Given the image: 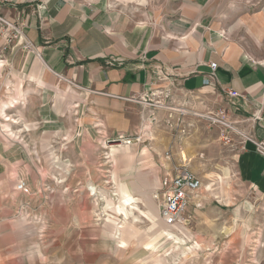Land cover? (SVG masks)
Returning <instances> with one entry per match:
<instances>
[{
  "label": "crops",
  "instance_id": "obj_1",
  "mask_svg": "<svg viewBox=\"0 0 264 264\" xmlns=\"http://www.w3.org/2000/svg\"><path fill=\"white\" fill-rule=\"evenodd\" d=\"M0 17L22 18L33 46L20 39L6 48L16 83L0 85V98L16 94L3 96L0 116L12 101L9 110L29 97L61 102L71 93L79 105L69 111L70 103L63 119L77 123L73 139H142L155 116L150 103L181 94L195 107L214 106L208 114L225 109L234 127L264 141V0H0ZM242 142L236 166L264 196V157ZM19 155L0 137V264L103 263L99 225L84 202L72 196L50 214L48 202L17 190L20 181L31 191L49 185L14 177Z\"/></svg>",
  "mask_w": 264,
  "mask_h": 264
},
{
  "label": "rangeland",
  "instance_id": "obj_2",
  "mask_svg": "<svg viewBox=\"0 0 264 264\" xmlns=\"http://www.w3.org/2000/svg\"><path fill=\"white\" fill-rule=\"evenodd\" d=\"M15 44L19 47L20 41ZM5 47L0 39L3 87L16 83L10 70L15 61ZM15 94L3 91L0 105L3 96ZM71 95L61 102L56 94L42 103L38 96L23 99L5 113L11 122L0 116V137L6 147L18 150L13 158L30 165L20 162L14 177L49 182L32 188L34 203L48 202L51 214L72 196L84 202L99 225L98 247L106 254L101 264H264V196L247 185L236 166V135L203 117L214 106L206 110L195 107L190 96L161 95L151 110L155 116L139 134L142 139L120 148L114 147L121 144L114 138L85 141L69 135L77 123H64L63 116L72 115L65 111L70 103L69 111L79 105ZM58 132L66 133L64 139ZM176 166L193 172L202 188L189 208L190 222L171 228L160 219L155 195L161 179Z\"/></svg>",
  "mask_w": 264,
  "mask_h": 264
},
{
  "label": "built area",
  "instance_id": "obj_3",
  "mask_svg": "<svg viewBox=\"0 0 264 264\" xmlns=\"http://www.w3.org/2000/svg\"><path fill=\"white\" fill-rule=\"evenodd\" d=\"M0 39L7 43L8 49L14 43V41L22 39L25 43V49H32L33 46L25 39L24 28L25 23L22 18H17L15 21H9L0 17ZM213 71L216 70L217 64L210 65ZM71 83V82H70ZM212 82L206 80V84L209 85ZM72 84V83H71ZM79 88V87H78ZM232 97H238L239 95L234 92L229 93ZM163 96V95H162ZM167 98L169 96L166 95ZM153 107L157 108V102L150 103ZM164 106V105H162ZM165 107V106H164ZM208 122L213 125H218L226 128L228 131H232L238 140L242 143H252L255 146L256 152L264 157V141H258L251 136L238 130L230 123L226 118V110L219 109L216 113H209L203 116ZM140 136L136 138L117 137L115 142L122 143L124 145H132L133 141H140ZM239 142V141H238ZM167 159H170L169 153H167ZM202 188L201 180L186 167L176 166L173 169H169L168 173L160 181L158 191L155 195V200L158 202L159 215L162 222L171 228L183 227L187 225L191 218L189 216V208L195 201V197L198 195ZM17 190L25 195H32L31 189L27 186L25 181H20L17 185ZM200 207L199 204L196 205ZM28 217V216H27ZM30 218V217H28Z\"/></svg>",
  "mask_w": 264,
  "mask_h": 264
},
{
  "label": "bare ground",
  "instance_id": "obj_4",
  "mask_svg": "<svg viewBox=\"0 0 264 264\" xmlns=\"http://www.w3.org/2000/svg\"><path fill=\"white\" fill-rule=\"evenodd\" d=\"M9 107H15V102L14 101H12L10 104H5L3 107H2V110H1V112H2V115H3V118H4V121L5 122H11V117L10 116H8L7 114H5V109H8ZM14 109V108H13ZM9 110V109H8ZM97 125V124H96ZM1 128H3V127H1ZM99 129V128H98ZM8 132H10V131H8ZM103 132V131H102ZM101 134H103V133H101ZM9 136H11V137H15V134L14 133H12V132H10L9 133ZM125 145L124 144H119L118 146H114V147H120V148H123ZM91 191L92 192H94L93 194L94 195H96V189H94V188H92L91 189ZM229 233V231H227L225 234L227 235ZM168 236H170L171 238H173L176 242H178V243H181V244H183V240H181L178 236H176V235H174V234H172L171 232H169L168 233Z\"/></svg>",
  "mask_w": 264,
  "mask_h": 264
}]
</instances>
